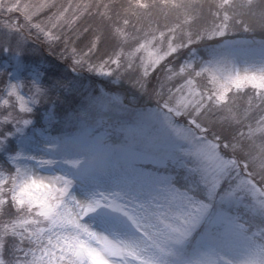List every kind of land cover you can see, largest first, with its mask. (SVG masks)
Here are the masks:
<instances>
[{"label": "snow or ice", "instance_id": "snow-or-ice-1", "mask_svg": "<svg viewBox=\"0 0 264 264\" xmlns=\"http://www.w3.org/2000/svg\"><path fill=\"white\" fill-rule=\"evenodd\" d=\"M92 7L100 23L78 33L81 16L68 8L0 0V18L23 17L0 23L3 50L19 49L25 29L50 43L65 31L73 42L89 33L72 48L75 65L114 80L135 69V87L157 97L156 110L125 129L133 143L121 151L175 176L116 171L117 150L86 129L46 137L43 155L29 154L25 129L48 90L39 71L27 95L9 74L0 95V160L9 165L0 167V264H264V0H108L84 9ZM238 32L251 39L236 43ZM201 42L207 58L197 56ZM102 45L110 51L97 62ZM96 103L126 110L116 96Z\"/></svg>", "mask_w": 264, "mask_h": 264}, {"label": "rangeland", "instance_id": "rangeland-1", "mask_svg": "<svg viewBox=\"0 0 264 264\" xmlns=\"http://www.w3.org/2000/svg\"><path fill=\"white\" fill-rule=\"evenodd\" d=\"M42 2L41 0H26L22 1V3H26L29 5H36ZM78 0L69 1L67 5H74V3H77ZM91 3V4H90ZM94 3V0L87 1L83 5L91 6ZM81 11H75L74 8L70 9L69 13L71 15L73 14H81ZM74 11V12H73ZM93 11H96L94 7L90 9L89 14ZM73 13V14H72ZM69 16V14L67 13ZM4 18L0 19V23L5 22ZM171 18V17H169ZM39 19V18H38ZM169 20V19H168ZM163 21V20H161ZM172 22V18L170 19ZM164 22V21H163ZM163 25V23H161ZM75 27V26H71ZM27 31L24 32V36L21 37L22 44L19 49L14 48L12 49V52L4 51L3 50V42L5 40V37L2 33H0V95H2V89L6 86V84L9 81V74H13L15 76V79L12 80V82L21 81L24 83L25 87L22 89V92L24 94L29 93V89L31 88V78L33 76L34 71L29 69V65L26 62L27 55L30 52H33L34 45L31 44L29 41L30 39L36 40L35 33L30 34ZM77 32L79 33V30L77 29ZM71 35L70 31H65L62 34V39L60 41H56L53 43L48 42L47 40L43 39L45 41V45L47 46L48 50L51 52L57 53L56 57L57 59L64 58L66 61H68L69 64L73 66L75 69H80L82 72L85 73V78L82 80L74 81L75 83H72L71 80H67L63 82V89L58 90H52L53 84L56 85V81H51V86L44 85L41 80L40 83L42 86L48 90V96L45 98L44 103L42 105H39V117L40 119L36 121L38 117H33L34 119V127L30 126L29 128L25 129L26 135L33 141V143L29 146L27 151L29 154L34 155H43L42 149L44 147L43 141L46 137L54 138V139H60L64 138L67 139L69 137H77L81 134L82 130H87L89 132L97 131L100 135L106 139V136L111 135L112 138H109L106 140L110 148L116 149L117 151L113 155L110 164L115 167L116 171H121L122 168H128V169H138L142 172H144L147 175L156 176L155 172L151 168H147L146 163H152L149 160H139L134 157H132L130 154H128L126 151H121L122 148H125L127 144L133 143V141L129 140L127 137V133L125 129L136 127L140 122L137 121V118L134 119V123L131 122L130 119H128L129 123L131 124H123L120 125V127H117V129L113 124H110V120L107 122L106 118L103 117V119L98 120L94 119V124H91L90 122H84L87 117L93 112H113L118 113L121 115L122 111H125L126 114L128 112V107L130 104V107L132 106L131 103H139L138 100L140 97L144 94H148L151 97L153 96L152 89L149 88L147 91H139L137 87H135V79L138 78V72L135 69L132 70H125L124 68L120 69V75L117 79H113L112 77H106V76H100L97 74H94L92 72H89L86 67H80L74 64L73 62V54H72V48L75 46L77 48H81L88 42L89 36H82L80 33L79 39L75 40L74 42L68 37ZM81 39V42H80ZM249 38L246 37H240L236 38L235 42L238 44H242L244 41L248 40ZM58 47V49H57ZM110 51V49L107 46H102L100 52L96 56L97 62H99L100 57L106 58L104 56V53ZM13 53H16V55H13ZM67 58V59H66ZM17 64H19V69L17 68ZM230 68V66H229ZM22 70L23 72L21 73ZM103 81L108 82L109 84L118 85L122 87V91L118 90H110L107 88V83H104ZM60 90V91H59ZM94 90H97L95 92ZM59 91V92H58ZM116 96L119 97V99L122 101V108L126 110H122L120 108H111L107 106H101L99 103H96L101 96ZM125 99H128L131 101V103L127 102ZM237 105L241 108L245 105L244 99H238ZM71 105H78L81 108L77 110V108H72ZM47 106V109L45 108ZM128 106V107H127ZM153 107L149 106V111H147L144 114L151 113L156 109H152ZM152 109V110H151ZM49 112L53 114V119L51 122L47 119ZM60 117V118H56ZM69 116V117H67ZM81 118L76 123H73L71 120L72 118ZM69 118L67 124L66 119ZM124 119V118H123ZM89 121V119H88ZM36 122V123H35ZM84 125H83V123ZM58 124V131L55 132L53 128H55V124ZM79 123H81L79 125ZM77 125V126H76ZM80 126V127H79ZM145 128V134L150 135L154 132V128L150 123H144ZM8 127V126H6ZM96 127V129L94 128ZM111 139V140H110ZM16 144H19V141H16ZM48 158V157H46ZM143 163V164H142ZM149 165V164H148ZM143 168H142V167ZM170 173H163L160 176H168V177H174L175 173L172 171V167H169ZM255 231V230H254Z\"/></svg>", "mask_w": 264, "mask_h": 264}, {"label": "trees", "instance_id": "trees-1", "mask_svg": "<svg viewBox=\"0 0 264 264\" xmlns=\"http://www.w3.org/2000/svg\"><path fill=\"white\" fill-rule=\"evenodd\" d=\"M22 1H26V0H22ZM69 1H74V0H49L50 3H53L55 5L56 11H60L63 8H68L69 11H70V9H73V8L75 11H81L82 9H84V6H85L83 4H85L87 1H90V0H78V2L74 3V5H67L66 6V4ZM100 2L107 3L108 0H94L93 4L100 3ZM50 11H51L50 9L45 10L44 12L40 13L38 18L43 19L44 17L49 15ZM69 11H68L69 17H72L75 15L73 13H72L73 15H71L69 13ZM95 12L96 11H93L92 13H94V14H89V12L85 11V9H84L80 14L81 19H80V21H78L79 28H77V29L79 30L80 28H83L85 26H87L89 28H95L96 25L100 23L99 18L95 15ZM9 15L19 19L20 22L23 23V17L20 16L19 13H11V14L4 13L3 14V17H5L4 21L7 20V17ZM170 19L171 18H169V20H168L169 23H171ZM160 23H164V22L160 21ZM25 31H27V30L25 29ZM28 32H29V35L35 33L36 35H34V36H35L36 40L30 39L31 41H29L31 44L34 45V49H33L34 51L25 55V56H27V59H28V60H26V62L30 66L29 69H31L33 71H39L40 80L44 85L51 86L52 83L50 82V80L51 81L54 80L57 83H61V82L63 83L69 79V80H71L72 83H75L74 81L82 80L83 78H85L84 72H82L80 69H76V71H73V66L71 64H69L68 61H66L64 58L57 59V57H56L57 53H55V52L53 53L50 50H48L47 46L45 45V41L43 40L44 39L43 36H38V34L36 33V31L34 29L28 30ZM81 34H82V36H84V38H85V36H89V33H81ZM240 37H243V38L246 37V38L251 39V34L238 32L237 35L235 36V39L240 38ZM255 38L257 40L261 39V35L259 33V30H257V33L255 34ZM80 42H81V39H80ZM206 43L207 42H201L199 45L195 46L198 49V52H197L198 57L207 58L208 49L205 46ZM102 46H106V45H102ZM57 49H58V47H57ZM185 51L186 50L177 54V58L173 61V66H178L180 64L181 60L184 58V52ZM169 59H172V58L170 57ZM165 62H167V61H165ZM20 71H21V73L23 72L22 70H20ZM81 77H83V78H81ZM103 82L107 83V88L110 90L122 91L121 86L109 84L106 81H103ZM201 82L203 83L204 81H201ZM57 83H56V85H57ZM56 85L53 84V86L51 87L52 90L56 91L58 89H61V88L57 87ZM168 86H170V85H168ZM94 91L97 92V90H94ZM125 100L127 102L131 103V101H129L128 99H125ZM156 101H157V97L155 95H153L151 97L148 94H144L138 100L139 103H131L132 104L131 107H130V104H129V107L127 106L128 107L127 114L125 111H122L121 115H119L118 113H113V112L107 113V112H102V111L98 112L97 111V112L91 113L89 115V117H87L84 122H90L91 124H94V119L96 118L98 120V123H99V120L103 119V117H104L107 119L106 120L107 122L110 120V122H111L110 124H113L117 128V127H120V125H122V123L123 124H126V123L130 124L128 119H130L131 122L134 123V119L137 117V114H140V113L144 114L147 111H149L150 105L154 109H156ZM71 107L77 108V110H79L81 108L78 105H71ZM35 117H38L36 119V121H38L40 119L39 113L36 116H34V118ZM67 117H69V116H67ZM56 118H60V117L56 116ZM79 119H81V118H79V117L77 119L72 118L71 120L73 121V123H76ZM88 119H89V121H88ZM177 119L179 120V118H177ZM68 120H69V118L66 119L67 124H69ZM80 124L81 123H79V125ZM83 125H84V123H83ZM181 126H183L182 123H181ZM8 127H10V126H8ZM94 128L96 129V127H94ZM53 129L55 132H59L57 123L55 124V128H53ZM117 129H119V128H117ZM105 138H106L105 140H107L109 138H112V136L109 135V136H106ZM15 143H16V141H15ZM7 155H8V153L4 154L5 159L7 158ZM146 164H147L146 169L151 168L153 170V172H155L158 175H161L163 173H170L169 167L165 170V167L159 163H146ZM8 166L9 165L4 163V160H0V167H4L5 169H7ZM172 171H173V169H172ZM253 230H257V229L254 228Z\"/></svg>", "mask_w": 264, "mask_h": 264}]
</instances>
